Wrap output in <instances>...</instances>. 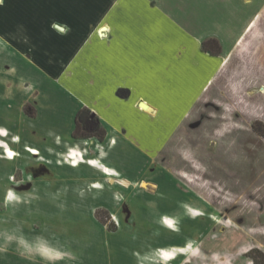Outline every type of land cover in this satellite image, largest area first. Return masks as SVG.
<instances>
[{
  "label": "rangeland",
  "instance_id": "374dc122",
  "mask_svg": "<svg viewBox=\"0 0 264 264\" xmlns=\"http://www.w3.org/2000/svg\"><path fill=\"white\" fill-rule=\"evenodd\" d=\"M233 4L238 27L253 14L258 16L250 28L240 30L224 65L182 121L159 124L161 132L149 166L125 162L126 169L128 165L133 168L128 169L129 175L143 178L141 187L154 184L157 189L122 198L118 210L121 221L107 209L98 208L109 212L117 228L122 225L120 235L109 239L114 245L125 239L127 260H131V249L139 245L138 239L129 238L132 232L138 238L149 236L152 245H179L188 237L185 264H253L246 255L249 250L264 252V0H233ZM63 94L37 80L32 68L0 52V127H4L0 130L5 133L0 135L9 146L2 138L0 144L14 153L11 159L6 154L0 156V199L5 188L14 189V183L20 181L16 189L25 193L24 202L10 211L11 216L3 199L0 201V220L9 217L8 222L19 224L27 236L41 234L50 239L55 235L54 243L75 234L79 240L68 238L64 242L77 249L83 247V251L88 236L98 233L104 238L89 209L81 203L76 207L77 194L70 191L76 181L80 184L78 174L88 167L76 165L74 156L69 160L74 167L57 162V146L49 149L60 144L56 135L67 133L69 124L63 122L77 102L75 94ZM24 106L34 111V116L26 114ZM30 146L36 148L35 153L28 151ZM153 168L162 180L159 184L146 176ZM57 192L59 196H55ZM161 212L168 213L164 215L168 220L169 214L185 212L174 216L171 227L175 232L152 229ZM163 253L164 249L156 251L149 264H178L176 255L161 258ZM253 255L261 254L254 251ZM6 258L0 254V264H8Z\"/></svg>",
  "mask_w": 264,
  "mask_h": 264
},
{
  "label": "crops",
  "instance_id": "0c3cea01",
  "mask_svg": "<svg viewBox=\"0 0 264 264\" xmlns=\"http://www.w3.org/2000/svg\"><path fill=\"white\" fill-rule=\"evenodd\" d=\"M181 2L0 0V52L23 67L32 68L37 80L60 96L71 92L77 101L63 122L69 124L67 133L64 137L56 135L60 144L48 148L52 151L57 146V162L88 167L78 174L82 181L79 180L80 184L76 181L70 191L77 194L76 207L81 203L89 209L104 239L98 233L88 236V245L82 251L83 247L77 249L76 245L64 242L68 238L79 240L77 235L62 236L59 244L71 250L76 259L59 260L56 264H149L155 252L163 248H174L171 256L176 255V263L188 262L186 248L175 249L189 244L188 237L179 245H152L149 236L138 238L134 232L128 236L133 241L138 239L139 245L131 249V260H127L125 239L120 238L118 245L109 239L120 233L122 225L110 231L95 216L97 208H104L121 221L118 210L122 198L157 189L153 183L155 188L141 187L139 182L143 178L129 175L130 165L126 169L125 162L129 160V164L136 166L144 162V166H149L161 132L159 124L182 121L224 65L241 36L240 30L245 31L256 15L238 27L237 21L234 22L237 8L233 9V0H183L184 7ZM208 37L218 39L221 47L218 54L201 49V41ZM70 85L72 89L68 88ZM83 107L98 117L106 131L104 139L72 136L75 114ZM0 138L9 146L3 136ZM0 147L3 153L1 144ZM2 153L1 157H7ZM73 156L76 165L69 161ZM146 176L156 184L162 181L155 168ZM20 184L21 181L14 183V189L5 188L0 201H4L9 191L24 200L25 193L16 189ZM17 206L6 207L9 216ZM167 214L161 212L154 218L155 232L164 229L175 232L171 224L176 215L169 214L171 219L166 220ZM180 215L185 212L177 216ZM52 236L53 241L56 238ZM14 246L8 245L7 251L0 252L7 256L6 263L45 264L38 256L31 259L20 256Z\"/></svg>",
  "mask_w": 264,
  "mask_h": 264
},
{
  "label": "clouds",
  "instance_id": "9594fccd",
  "mask_svg": "<svg viewBox=\"0 0 264 264\" xmlns=\"http://www.w3.org/2000/svg\"><path fill=\"white\" fill-rule=\"evenodd\" d=\"M7 156L11 159L9 152H7ZM59 195V192L55 194V196ZM80 195L83 196L84 193L81 192ZM33 198L38 197L34 196ZM22 202L24 201L21 196L9 191L4 200V205L7 207ZM11 244L15 245V250L20 256L28 259L38 256L45 264H56L59 260L74 261L76 259L75 254L62 247L58 241L54 243L41 234L27 236L19 224H10L7 220H0V252L7 251L8 245Z\"/></svg>",
  "mask_w": 264,
  "mask_h": 264
},
{
  "label": "trees",
  "instance_id": "16d2710c",
  "mask_svg": "<svg viewBox=\"0 0 264 264\" xmlns=\"http://www.w3.org/2000/svg\"><path fill=\"white\" fill-rule=\"evenodd\" d=\"M258 16V15H256ZM255 16V17H256ZM251 24V23H250ZM252 25V24H251ZM250 28V26H249ZM201 49L212 53L218 54L221 51L220 43L217 38L215 37H208L201 41ZM23 111L28 114L29 116H34L35 112L32 110L27 109L24 106ZM106 134L105 129L99 122L98 117L95 113H93L90 109L83 107L79 109L75 114V126L72 131V136L76 138H87V137H96L99 140L104 139ZM95 215L98 221L112 231L117 229L116 225L110 218L109 212L106 210L96 209ZM103 215V216H102ZM256 251L261 254L259 257L254 256L253 252ZM252 260L253 264H264V252H260L259 250L251 249L246 254ZM258 257V258H257Z\"/></svg>",
  "mask_w": 264,
  "mask_h": 264
},
{
  "label": "bare ground",
  "instance_id": "6f19581e",
  "mask_svg": "<svg viewBox=\"0 0 264 264\" xmlns=\"http://www.w3.org/2000/svg\"><path fill=\"white\" fill-rule=\"evenodd\" d=\"M27 149L30 151V152H36V150L34 148H29L27 147ZM12 150L9 148V147H6L4 152L5 154L7 155V152H9ZM13 153V152H12ZM167 220V219H166ZM187 247V246H186ZM185 246L184 247H179V248H175L176 250H184L186 248ZM164 249V253L163 254H159L161 258H169L171 256V252L173 251L174 248H171L170 249H166V248H163Z\"/></svg>",
  "mask_w": 264,
  "mask_h": 264
},
{
  "label": "snow or ice",
  "instance_id": "6c2138e0",
  "mask_svg": "<svg viewBox=\"0 0 264 264\" xmlns=\"http://www.w3.org/2000/svg\"><path fill=\"white\" fill-rule=\"evenodd\" d=\"M0 134H5V133L3 132V130H0ZM9 155L11 156V158L14 156V154L11 151H9Z\"/></svg>",
  "mask_w": 264,
  "mask_h": 264
},
{
  "label": "flooded vegetation",
  "instance_id": "af4514ba",
  "mask_svg": "<svg viewBox=\"0 0 264 264\" xmlns=\"http://www.w3.org/2000/svg\"><path fill=\"white\" fill-rule=\"evenodd\" d=\"M30 148H33V147H30ZM36 150V148H34ZM29 151V150H28ZM30 152V151H29ZM31 153H35V152H31Z\"/></svg>",
  "mask_w": 264,
  "mask_h": 264
}]
</instances>
